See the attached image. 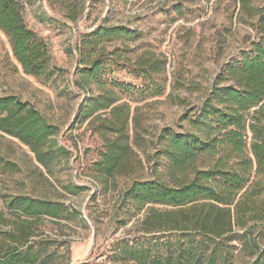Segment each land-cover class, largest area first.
I'll return each instance as SVG.
<instances>
[{
  "label": "trees",
  "instance_id": "16d2710c",
  "mask_svg": "<svg viewBox=\"0 0 264 264\" xmlns=\"http://www.w3.org/2000/svg\"><path fill=\"white\" fill-rule=\"evenodd\" d=\"M253 10L259 15L258 40L225 65L217 85L182 116L179 129L165 127L156 136L138 110L122 103L135 87L104 79L102 60L83 59L75 86L85 97L76 121L87 124L102 142L89 172L94 187L90 211L99 200L108 207L110 222L133 228L130 238L114 245L117 261L233 264L239 250L255 256V264H264V226L255 235L256 226L264 225V14ZM24 13L21 0H0V30L26 74L51 78L55 67L48 45L27 26ZM119 37L128 39L131 33L123 27H99L91 53L103 41ZM146 55L134 73L162 74L164 64ZM155 89L153 96L165 93L158 85ZM0 131L27 146L52 176L54 167L68 158L54 140L58 127L15 96L0 97ZM66 189L74 196L88 190L73 182ZM77 217H82L77 208L58 201L28 195L5 200L0 264H70V243L37 239V231L45 219L69 225ZM86 218L98 233V218L92 212ZM62 245H67L64 251Z\"/></svg>",
  "mask_w": 264,
  "mask_h": 264
},
{
  "label": "rangeland",
  "instance_id": "374dc122",
  "mask_svg": "<svg viewBox=\"0 0 264 264\" xmlns=\"http://www.w3.org/2000/svg\"><path fill=\"white\" fill-rule=\"evenodd\" d=\"M21 1L27 26L48 45L55 73L51 78L26 74L0 30V97L29 102L57 126L54 140L67 150L68 158L54 167L52 176L27 146L0 131V210H5V200L17 195L74 206L82 217L69 225L45 219L37 239L68 241L70 264H123L116 260L113 248L132 236L131 224L123 227L110 222L105 216L108 207L99 200L91 204V211L88 203L94 192L89 172L102 142L87 124L76 121L85 97L75 86L83 59L102 60L104 79L135 87L133 93L123 96L122 103H128L133 112L138 110L154 136L165 127L179 129L182 116L201 105L205 94L217 85L225 65L239 59L258 40L255 26L259 15L253 8L264 14V0ZM99 27H123L131 37L103 41L91 53L92 35ZM145 55L164 64L162 74L145 77L134 73L140 68L139 58ZM156 85L165 90L162 96H153ZM70 182L88 190L74 196L66 189ZM90 212L98 218V233L86 218ZM4 225L0 223V237L7 230ZM262 226H256L255 235ZM255 259L238 250L233 264H255Z\"/></svg>",
  "mask_w": 264,
  "mask_h": 264
}]
</instances>
